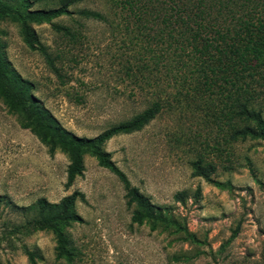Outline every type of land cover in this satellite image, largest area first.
<instances>
[{
  "label": "rangeland",
  "instance_id": "1",
  "mask_svg": "<svg viewBox=\"0 0 264 264\" xmlns=\"http://www.w3.org/2000/svg\"><path fill=\"white\" fill-rule=\"evenodd\" d=\"M27 1L30 8L60 3ZM82 8L104 18L74 12ZM69 9L49 23L31 24L46 56L25 45L17 22L0 18L4 62L79 136H95L159 98L163 106L154 118L103 148L175 224L131 223L134 206L126 203L123 184L87 154L83 175L65 187L66 154L49 155L0 97V264H264V141L231 138L230 124L212 114L222 106L216 87L177 101L169 74L155 72L154 20L143 25L113 0H80ZM208 164L210 179L221 186L196 173L195 165ZM75 190L84 194L74 202L82 221L64 228L71 259L56 258L54 233L25 229L35 212L22 207L40 197L58 202Z\"/></svg>",
  "mask_w": 264,
  "mask_h": 264
},
{
  "label": "trees",
  "instance_id": "2",
  "mask_svg": "<svg viewBox=\"0 0 264 264\" xmlns=\"http://www.w3.org/2000/svg\"><path fill=\"white\" fill-rule=\"evenodd\" d=\"M38 1V0H34ZM80 0H59L53 8H30L27 0L10 4L0 0V18L19 24L23 42L30 50L46 56L38 41L32 23H49L61 15L73 13L69 6ZM139 20L155 21V72L162 69L175 86L177 101L191 102L195 94L216 87L222 106L212 114L225 120L233 131L232 139L246 137L264 141V0H113ZM83 18L101 20L99 11L82 8L74 11ZM150 15L151 18L145 17ZM71 38L75 33L61 26ZM0 50V97L8 111L18 117L22 128L28 129L46 146L49 155L55 150L65 153V187L83 175V157H93L97 164L116 175L125 189L126 203L133 205L131 223L151 222L153 225L175 224L166 207L155 205L138 187L132 185L126 174L103 148L104 143L117 134L140 130L161 110L159 98L131 118L108 126L92 137L79 136L65 128L31 92V83L5 63ZM49 62L51 63L49 57ZM196 173L207 181L213 168L195 165ZM180 193H177V195ZM84 200L78 190L50 202L44 197L23 210L33 209L35 216L23 225L31 231L50 230L55 235L56 258L70 260L64 228L82 218L74 210L76 199ZM30 263L33 252L24 248Z\"/></svg>",
  "mask_w": 264,
  "mask_h": 264
}]
</instances>
